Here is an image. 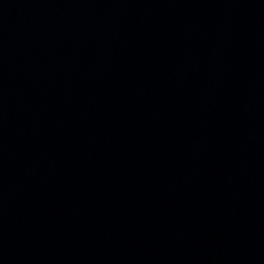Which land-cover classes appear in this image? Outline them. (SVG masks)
<instances>
[{
  "label": "water",
  "instance_id": "water-1",
  "mask_svg": "<svg viewBox=\"0 0 264 264\" xmlns=\"http://www.w3.org/2000/svg\"><path fill=\"white\" fill-rule=\"evenodd\" d=\"M0 264H264V0H0Z\"/></svg>",
  "mask_w": 264,
  "mask_h": 264
}]
</instances>
